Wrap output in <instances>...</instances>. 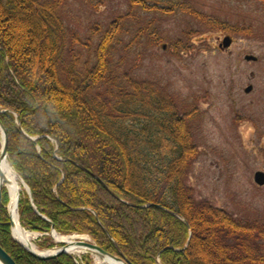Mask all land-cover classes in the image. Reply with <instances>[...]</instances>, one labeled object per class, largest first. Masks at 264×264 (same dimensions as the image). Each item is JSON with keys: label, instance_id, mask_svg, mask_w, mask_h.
I'll use <instances>...</instances> for the list:
<instances>
[{"label": "trees", "instance_id": "trees-1", "mask_svg": "<svg viewBox=\"0 0 264 264\" xmlns=\"http://www.w3.org/2000/svg\"><path fill=\"white\" fill-rule=\"evenodd\" d=\"M147 1L132 0L171 11ZM62 4L0 0V120L10 138L8 161L31 191L21 192V225L47 239L53 228L86 234L133 264H264L263 227L193 198L185 177L199 151L187 117L166 93L132 82V92L120 90L114 101L90 95L106 78L118 21L102 37L96 65L81 72L73 62L63 77ZM13 33L20 40L9 41ZM86 183L102 189L111 204L97 203ZM103 208L123 218L131 234L111 226ZM135 223L147 231L135 230ZM0 240L18 264H81L69 253L46 260L30 254L13 239L6 208Z\"/></svg>", "mask_w": 264, "mask_h": 264}, {"label": "rangeland", "instance_id": "rangeland-1", "mask_svg": "<svg viewBox=\"0 0 264 264\" xmlns=\"http://www.w3.org/2000/svg\"><path fill=\"white\" fill-rule=\"evenodd\" d=\"M156 1L147 2L171 11L147 10L132 0H63L59 15L66 28V44L59 63L61 74L64 77V70L73 62L81 72L92 69L102 37L118 21L106 78L91 89L90 95L114 101L120 90L132 92V82H149L166 93L180 113L189 118L193 142L199 151L185 177L193 198L225 210L237 221L257 223L264 228V185L255 182V174L264 172V152L259 150V136L254 138L255 142L249 132L256 110L264 125V0ZM200 36L212 40L193 42V38ZM227 36L232 37V45L224 51L216 50V45ZM19 37L13 33L9 41L16 42ZM10 45L16 50L13 43ZM20 53L21 48L15 58ZM249 55L257 56L258 61L246 59ZM22 56L26 58L27 54ZM251 85L252 93L246 92ZM36 117L42 115L37 113ZM62 121L76 129L74 124ZM1 136L0 132V154ZM261 145L264 146V138ZM7 166L17 175L20 198L23 191L31 195L29 186L8 158ZM37 170L40 167L35 161L33 172L39 173ZM85 185L89 193L95 194L97 203L104 200L106 205L111 204L102 189ZM2 195L0 211L6 208L10 219L13 194L8 185L3 186ZM103 211L111 226L120 224L131 234L123 218H112L107 210ZM17 216L20 226L29 234L28 241L38 252H55L63 247L56 241L60 237L74 241L83 237L95 243L86 234H59L54 228L47 233V239L44 233L29 231L21 225L19 207ZM134 228L142 232L148 229L136 223ZM11 233L20 244L12 226ZM52 242L54 245L50 246ZM75 247L70 254L79 258L81 264H109L87 248ZM116 256L131 263L124 255Z\"/></svg>", "mask_w": 264, "mask_h": 264}, {"label": "water", "instance_id": "water-1", "mask_svg": "<svg viewBox=\"0 0 264 264\" xmlns=\"http://www.w3.org/2000/svg\"><path fill=\"white\" fill-rule=\"evenodd\" d=\"M232 37L227 36L224 38V47L228 48L231 46L232 44ZM246 59L248 60H252L255 59L254 56L249 55L246 56ZM251 87L246 89V92H250ZM19 126L21 128V124L19 123ZM0 132L2 134V150H1V154H0V207L2 205V189L4 185H8V187H12L15 191L14 193V198H13V202L11 203V208H10V220H11V225H12V229L13 232H16L18 229L17 223H16V217L17 216V210L19 207V201H20V188L18 186V184L13 183L10 179L7 178L6 174H5V168L7 166V158H8V147H9V134L7 129L5 128L4 124L1 122L0 120ZM25 134V133H24ZM26 137H28L29 139H32V137L28 136L25 134ZM20 181H23V179L18 176ZM255 182L258 185H264V172H257L255 174ZM54 234H56L55 232H53ZM27 240L24 241V240ZM23 240H19L20 244L25 247V249H27L33 256H35L36 258L40 259V260H46V259H52L55 257H58L61 254L67 253L69 251V247L70 246H81L83 248H87L89 251L95 253L98 257L104 259L105 261H107L109 264H131L128 261L124 260L123 258H120L116 255H113L111 253H109L108 251L104 250L103 248H101L99 245L92 243L88 240L85 239H79V240H62L60 241L59 239H56V241H59L63 244V247H61L60 249L56 250L55 252H47V253H41L36 251L31 242L28 241L27 238H25ZM0 264H18L16 262V260L3 248V246L1 245L0 242Z\"/></svg>", "mask_w": 264, "mask_h": 264}, {"label": "flooded vegetation", "instance_id": "flooded-vegetation-1", "mask_svg": "<svg viewBox=\"0 0 264 264\" xmlns=\"http://www.w3.org/2000/svg\"><path fill=\"white\" fill-rule=\"evenodd\" d=\"M211 40L209 38L201 37V36L200 37L193 38V42L195 41L196 44H199L201 42H206V41L208 42V41H211ZM218 41H219V39L216 40L217 43H219ZM220 41H223V40H220ZM216 46H217V48L214 47V48H216V50L219 49V50L224 51V50L227 49V48L224 47L223 42L222 43L220 42ZM164 48H165V46H164ZM258 59L259 58L257 56H255V59H252V60H249V61L257 62ZM252 91H253V86L251 85L250 92L252 93ZM187 119H189V118H187ZM261 122H262V120L260 119L259 113H257V110H256L255 113H254V115L251 117V120H250V124L251 125L249 126V132L251 133V139H253V140H255L254 138L256 136H259V139H260L259 140L260 141V143H259V150L261 151V153H263L264 152V146H262L261 144H262V138H264V125H262ZM255 142H256V140H255Z\"/></svg>", "mask_w": 264, "mask_h": 264}, {"label": "bare ground", "instance_id": "bare-ground-1", "mask_svg": "<svg viewBox=\"0 0 264 264\" xmlns=\"http://www.w3.org/2000/svg\"><path fill=\"white\" fill-rule=\"evenodd\" d=\"M4 170H5V174H6L7 178L10 179L13 183L18 184V182H17V175L11 170V168L8 167V166H6V168H5ZM10 188H11L12 194H14V193H15L14 189H13L12 187H10ZM16 223H17L18 229H17V231L15 232V233H16L15 235H16L19 239H21V240H23V239H25V238L29 239V234H27V232H25V231L23 230V228L20 226L17 217H16ZM59 239H60V240H69V241H70V238H68V237H60ZM24 241L27 242L26 239H25ZM32 246H33V245H32ZM33 248L35 249L34 246H33ZM75 249H76V247H74V246H70V247H69V250H70V251H73V250H75ZM35 250H36V249H35ZM36 251H37V250H36ZM49 253H50V252H49Z\"/></svg>", "mask_w": 264, "mask_h": 264}]
</instances>
